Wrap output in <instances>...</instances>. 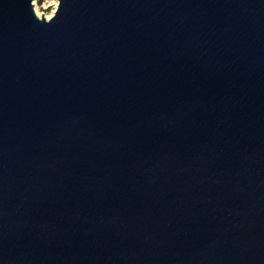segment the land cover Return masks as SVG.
Masks as SVG:
<instances>
[{
  "label": "water",
  "instance_id": "1",
  "mask_svg": "<svg viewBox=\"0 0 264 264\" xmlns=\"http://www.w3.org/2000/svg\"><path fill=\"white\" fill-rule=\"evenodd\" d=\"M33 1L0 0V264H264V0Z\"/></svg>",
  "mask_w": 264,
  "mask_h": 264
},
{
  "label": "rangeland",
  "instance_id": "2",
  "mask_svg": "<svg viewBox=\"0 0 264 264\" xmlns=\"http://www.w3.org/2000/svg\"><path fill=\"white\" fill-rule=\"evenodd\" d=\"M34 12L38 17L46 19L53 14L57 6V0H34L32 2Z\"/></svg>",
  "mask_w": 264,
  "mask_h": 264
},
{
  "label": "clouds",
  "instance_id": "3",
  "mask_svg": "<svg viewBox=\"0 0 264 264\" xmlns=\"http://www.w3.org/2000/svg\"><path fill=\"white\" fill-rule=\"evenodd\" d=\"M48 21H53V18L51 16L48 17ZM45 22V21H44Z\"/></svg>",
  "mask_w": 264,
  "mask_h": 264
}]
</instances>
